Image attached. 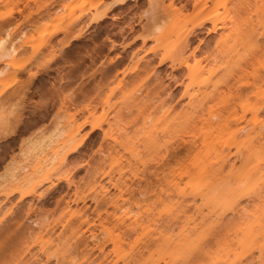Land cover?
<instances>
[{"label":"rangeland","instance_id":"374dc122","mask_svg":"<svg viewBox=\"0 0 264 264\" xmlns=\"http://www.w3.org/2000/svg\"><path fill=\"white\" fill-rule=\"evenodd\" d=\"M188 1L0 0V37H21L9 66L0 61V176L52 173L54 147L74 145L85 117L103 122L61 164L69 182L54 178L25 199L43 226L0 229V264H86L76 241L85 218L93 242L106 241L108 259L94 247L92 264H264V0H202L218 3L217 28L207 22L190 38L188 67L173 71L182 84L170 83L176 97L164 103L157 60L201 19ZM57 121L60 144L40 153L32 142ZM182 138L194 147L170 157Z\"/></svg>","mask_w":264,"mask_h":264},{"label":"bare ground","instance_id":"6f19581e","mask_svg":"<svg viewBox=\"0 0 264 264\" xmlns=\"http://www.w3.org/2000/svg\"><path fill=\"white\" fill-rule=\"evenodd\" d=\"M128 1H133V0H113L111 5L109 6V8L110 9L117 8V7L121 6V5L126 4ZM199 1H201V2H199ZM204 1L198 0V2H197V0H196L195 2H193L194 5H195V7L193 6L194 9L196 10L197 9L196 7L199 8L200 6H202L201 3H204ZM187 2H189V1L187 0ZM183 6L186 7V5H183ZM214 6H216V8ZM217 6H218V3H214L213 7L212 6L208 7L207 4H206V5H203L200 9H198V14L201 15L202 17L200 16V18H201L200 21L197 22L196 24H194L193 28L191 30H189L188 33H186L185 36H183V40L182 41L180 40L181 43L178 44V50H172L169 53H165V54L161 53L159 59L157 60L158 61L157 62V66H159V67L162 66L163 69H161V71L160 70L159 71L156 70L157 71V72L155 71L156 74L155 75L153 74V75L155 76L154 78H155V80L157 82L156 84L158 85V87H157L158 89L157 88L156 89L158 90L159 95L161 94V92H165V96L163 95L164 98L161 100L162 102L165 103L168 100L170 101L171 99L176 97V93H174V91H172V90H170V88H168L170 86L171 82H174L176 85L182 84L181 83L182 81L179 80L180 78L178 77L180 75L178 74V76H177L176 74H174V72H175L174 70H180L183 67H188L187 66L188 65V59H187V57L185 58V56H187V55H182L181 52L182 51L184 52L183 49L188 47L189 42H190V38L192 36L196 35V32H197L198 29L201 32L202 29L205 27V24L207 22H210L212 24L211 29L209 28L211 31H215L216 30L217 24H216V20L213 19L214 18L213 17L214 16L213 13H215V11H217V10H215V9H217ZM105 15H106V12L105 13L104 12L98 13L92 18L91 22H98L103 17H105ZM80 18H81V16H80ZM72 20H73V22H72ZM72 20L70 21V22H72V24L74 22H76L75 21L76 18H75V20L74 19H72ZM77 23H81V22L79 21ZM64 27H62V28L60 27V31L62 30L63 32L64 31L69 32V31L73 30V29L72 30L70 29L71 26L70 27H65V28ZM128 27H129V25H128ZM153 29H154V33H158L159 30H160V27L159 26H154ZM7 31H8V29H7ZM7 31H6L4 36L0 37V61L4 62L5 67L9 66L8 61L12 60V58L14 57V53L16 52V40L17 39L19 40V38H21V37H19V38H16V39H10L11 36L9 35V32H7ZM66 34H68V33H66ZM81 34H82V31H80V33L75 35L73 38L76 39V38L80 37ZM70 41H71V39L70 40L69 39L65 40L63 46L65 47V46L69 45ZM200 42H201V40H200ZM197 48H198V46L194 50H192V52H190V54L191 55L195 54L194 51L197 50ZM120 57H122V56H120ZM146 60L147 61H145V59H144L145 64L146 63H148V64L150 63L151 64V60L150 59H149L150 60L149 62H148V59H146ZM152 61H153V59H152ZM154 68L158 69L156 67H154ZM168 68H169L170 71L168 70ZM106 71L108 72V70H106ZM2 77H3V75L0 74V80L3 79ZM164 78L169 80L168 83L166 81H165L166 84L164 83ZM154 88H155V86H154ZM167 88L169 90H167ZM185 90H184V92H181L182 94H180V96L177 99H175V104H177L179 102V100L183 96L187 95ZM160 99H161V96H160ZM170 104L172 105V103H170ZM195 108H197V107L192 108V110H195ZM81 111L83 112V109H81L80 112ZM102 123L103 122L98 121V120H95V121L90 120L89 121L87 119V117H85V119H83L78 125H76L73 128V130L71 131V133H70V135H72V136L74 135V133L78 132L80 129H82L86 125L89 126V130L85 134H83L82 137L74 145H72L71 147H68L64 151V153H61L60 150H57V148H58L57 145H56L57 147L56 146L54 147V149L51 151V155H50V160L53 163L52 173H49V174L45 173L41 177L36 179L38 177V176H36V174L40 173V171L42 169H39V170L36 169V171H34L32 173H26V171H28V169H27V167L23 166V167L18 168V169L13 168L14 170L10 171V173L8 174L9 178H7V179L3 178V175L0 176L1 178H3L2 180H0V187L4 186V184L6 182H19L21 184V186H19L17 188L10 189V190H5V191H1L0 192V195H2L4 197V200H3L2 204L0 205V211L4 207L7 206L8 202L11 203V205H10V207L8 209V212L3 215L4 217H1L2 220H0V229L5 231V230H8V229L11 230L14 227V229H19V230H21L24 233H31V229L43 226V222H41V220L39 218H32V216H31L32 211H33L32 210V206H31V204H28V203L26 204L25 199L27 197L35 195V193H36L35 189L38 186H40V185H42V184H44L46 182H52L53 186L56 185L57 183L52 181V179H54V178H56L57 181L68 180V177L60 176V172L59 171H60V168H61L60 167L61 164L65 160L66 156H68V155L70 156V154L75 153L79 149V147H81L84 144L86 138H89L95 131H97L98 129H101L102 128ZM15 132H16L15 129H13V131L11 133H15ZM62 132H64V130L60 127L59 121H57L55 123L54 130L52 131L50 136L47 137V140H44V137H41L40 139H38L36 141H33L32 144H38L39 152L43 153V152L47 151L51 146H54L55 144H60L59 140H60L61 135L63 134ZM7 135H9V134L5 133L3 136H7ZM191 140L192 139H188V142H187V139L184 140V138H182L181 142L177 141L176 146L174 144H173V146H170L168 155L170 157L174 158V157L177 156V154L179 152H182V151L185 152V153L189 152L190 149H192L191 146H193L192 145L193 141H191ZM224 158H225V160H227L228 159V155L225 154ZM33 181H35V182H33ZM68 182H69V180H68ZM26 184H28V185L32 184V185L30 187H26ZM102 190H103L102 192H105V193L108 191V189L105 188L104 186L102 187ZM15 195H18V200H16L15 202H12V198ZM39 196H41V195H39ZM80 200L82 202H84L85 201V197H82ZM182 209L184 210V206L182 207ZM6 210H7V208H6ZM16 216H18L19 219L16 220L15 222H13L12 220ZM3 221H4V223L1 224V222H3ZM80 223L88 225L87 228H85L84 230L76 229L77 232H80L77 235V240L76 241L78 242V244H81L82 247H83L82 251L86 255L85 263L86 264H92V258L91 257L93 255L92 250H93L94 247H97L98 250L100 251V253L103 254V256H102L103 257V261L107 260L108 259V255L104 252V244H105L104 242H106V241L102 242V244H100V245H98L97 243L93 242L94 241L93 239H95L97 237H96V234L94 233V231H92L89 228V225H90L89 220L87 218H85V219H82L80 221ZM91 243L94 244V245H91ZM103 261H101L100 264H102ZM29 264H48V261H45V262L38 261L37 263H36V261H30ZM112 264H114V262Z\"/></svg>","mask_w":264,"mask_h":264}]
</instances>
